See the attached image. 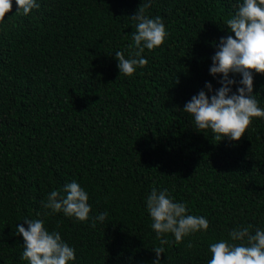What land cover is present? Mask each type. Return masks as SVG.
Returning <instances> with one entry per match:
<instances>
[{"label": "trees", "instance_id": "16d2710c", "mask_svg": "<svg viewBox=\"0 0 264 264\" xmlns=\"http://www.w3.org/2000/svg\"><path fill=\"white\" fill-rule=\"evenodd\" d=\"M142 2L37 0L25 16L12 0L0 22V264H28L15 235L25 217L60 232L75 249L70 264H152V187L210 221L180 244L168 234L163 264H207L209 244L230 230L264 229V119L219 142L180 110L206 82L220 87L209 73L213 42L234 35L222 27L238 0H152L147 14L169 35L127 77L115 52L127 58L129 16ZM254 92L264 108V74L254 73ZM72 180L88 192L91 215L107 212L104 222L44 215L48 193Z\"/></svg>", "mask_w": 264, "mask_h": 264}, {"label": "clouds", "instance_id": "9594fccd", "mask_svg": "<svg viewBox=\"0 0 264 264\" xmlns=\"http://www.w3.org/2000/svg\"><path fill=\"white\" fill-rule=\"evenodd\" d=\"M16 13L29 15L38 9L37 0H15ZM152 0H143L135 14L129 16L134 22L132 44L126 58L124 52L116 51L119 73L132 77L138 68H144L148 60L145 50L152 51L165 42L169 35L162 17H150L147 10ZM12 0H0V22L12 11ZM229 33L219 42L212 55L209 73L218 74L219 88L211 82L187 101L182 112L192 118V125L198 132L210 131L212 138L222 141H239L246 133L253 118L264 119V108L254 92V73L264 74V0H238L236 10L224 21L223 28ZM231 74V75H230ZM240 76L237 80L234 77ZM176 83L179 79L176 78ZM235 90H233V86ZM211 93V95H209ZM89 194L76 180L64 184L62 189L52 190L42 207L44 215L63 213L79 222H104L107 212L91 215ZM146 210L151 218L150 227L156 234L159 246L152 249L155 259L152 264H163L161 254L166 253L164 245L170 243L168 234L180 244L185 237L197 232H206L210 221L205 216L192 215L185 202L176 201L167 188L152 187L145 199ZM40 215L39 213L37 214ZM24 224L15 225V235L23 237L21 259L28 264H70L76 260L74 247L70 246L57 230H48L43 219L25 217ZM229 239H219L209 244L211 258L207 264H264V229L253 225H239L228 232ZM193 247L191 241L186 245Z\"/></svg>", "mask_w": 264, "mask_h": 264}]
</instances>
